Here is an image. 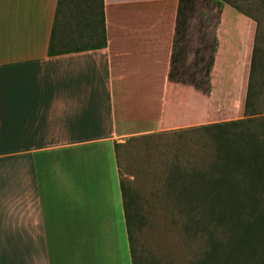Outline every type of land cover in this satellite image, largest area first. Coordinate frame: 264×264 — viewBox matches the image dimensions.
Returning <instances> with one entry per match:
<instances>
[{"label":"crops","instance_id":"obj_1","mask_svg":"<svg viewBox=\"0 0 264 264\" xmlns=\"http://www.w3.org/2000/svg\"><path fill=\"white\" fill-rule=\"evenodd\" d=\"M102 1L105 45L78 49L67 0H0V264H132L116 153L242 104L250 18L223 4L199 88L167 78L177 0Z\"/></svg>","mask_w":264,"mask_h":264},{"label":"trees","instance_id":"obj_2","mask_svg":"<svg viewBox=\"0 0 264 264\" xmlns=\"http://www.w3.org/2000/svg\"><path fill=\"white\" fill-rule=\"evenodd\" d=\"M67 1L73 4L87 38L92 41L89 48L103 47V1ZM214 1L220 7L228 4L254 22L242 117L175 130L201 133L206 143L197 145L200 152L195 153L194 161L178 160L171 164L170 179L175 184L174 199L179 202L176 206L180 208L183 229L202 239L190 264H264V31L261 19L230 0ZM260 1L259 5H263L264 0ZM194 6L195 0H177L167 78L207 88L216 46L215 31L211 43L202 47H209V53L204 55L195 48L193 60L185 61L189 51L188 16ZM48 53H52L50 47ZM120 189L130 241L128 207L133 195L127 194L121 183Z\"/></svg>","mask_w":264,"mask_h":264},{"label":"rangeland","instance_id":"obj_3","mask_svg":"<svg viewBox=\"0 0 264 264\" xmlns=\"http://www.w3.org/2000/svg\"><path fill=\"white\" fill-rule=\"evenodd\" d=\"M230 1L261 19V29L264 31V4L259 5L260 0ZM222 6L214 0H195L194 10L188 16L189 51L186 63L193 60L195 48L204 55L209 53V47H202L212 41ZM68 19L69 17L66 22ZM227 22H232L231 17ZM68 23L71 25V22ZM252 24L254 26V22ZM228 28L232 30V24H228ZM79 36L82 39L77 40L71 36L74 42L68 44L66 41L62 47L77 48L92 42L84 29ZM216 88L217 92L226 91L229 89V80L219 75ZM232 108L233 111L218 116L213 122L242 117L241 102L234 100ZM156 142L163 144L160 153H116L120 183L127 194L133 195V202L128 208L133 212L143 213L139 222L129 215L132 260L134 264H190L199 252L202 239L192 237L182 227L183 220L180 208L176 206L179 202L174 199L175 184L170 179L169 166L178 160L179 163L194 161L195 153L200 152L197 151V145L203 142L205 144L206 139L201 133L173 131Z\"/></svg>","mask_w":264,"mask_h":264}]
</instances>
